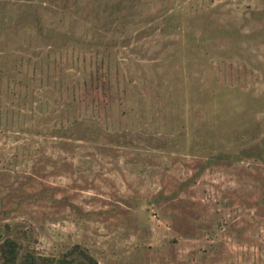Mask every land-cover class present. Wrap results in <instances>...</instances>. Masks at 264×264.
<instances>
[{"label": "rangeland", "instance_id": "rangeland-1", "mask_svg": "<svg viewBox=\"0 0 264 264\" xmlns=\"http://www.w3.org/2000/svg\"><path fill=\"white\" fill-rule=\"evenodd\" d=\"M6 237L264 264V0H0Z\"/></svg>", "mask_w": 264, "mask_h": 264}, {"label": "trees", "instance_id": "trees-1", "mask_svg": "<svg viewBox=\"0 0 264 264\" xmlns=\"http://www.w3.org/2000/svg\"><path fill=\"white\" fill-rule=\"evenodd\" d=\"M78 252V255H73ZM0 258L4 264H37L38 258L44 262L53 259L58 260L59 264H99L98 260L78 244H74L60 258H53L50 255H35L29 250L21 252L19 242L11 237H6L0 242Z\"/></svg>", "mask_w": 264, "mask_h": 264}]
</instances>
